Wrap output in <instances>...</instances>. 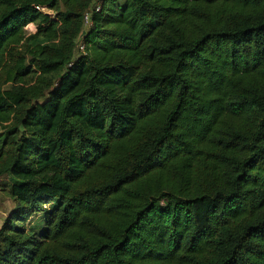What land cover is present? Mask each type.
<instances>
[{"label": "trees", "instance_id": "16d2710c", "mask_svg": "<svg viewBox=\"0 0 264 264\" xmlns=\"http://www.w3.org/2000/svg\"><path fill=\"white\" fill-rule=\"evenodd\" d=\"M95 1L0 0V264H264V0Z\"/></svg>", "mask_w": 264, "mask_h": 264}, {"label": "rangeland", "instance_id": "374dc122", "mask_svg": "<svg viewBox=\"0 0 264 264\" xmlns=\"http://www.w3.org/2000/svg\"><path fill=\"white\" fill-rule=\"evenodd\" d=\"M45 43V40L39 38L33 41ZM14 201L10 195V182L7 181V177L0 178V225L4 217L7 215L8 211L14 206ZM40 218L35 216L32 218L33 226H38Z\"/></svg>", "mask_w": 264, "mask_h": 264}, {"label": "built area", "instance_id": "2783aa9c", "mask_svg": "<svg viewBox=\"0 0 264 264\" xmlns=\"http://www.w3.org/2000/svg\"><path fill=\"white\" fill-rule=\"evenodd\" d=\"M99 1L96 0L91 6L90 8L84 13V16H83V29L86 30L88 28V26L90 25V15H91V12L92 11H97L99 9ZM35 8L41 12H44V13H48V14H52V10L49 9L48 7L46 6H43V5H35ZM27 34H30V33H33L36 31V25L34 23H27L25 26H24ZM83 50H84V46L82 44V42L79 40L78 43H77V50H76V54H81L83 53Z\"/></svg>", "mask_w": 264, "mask_h": 264}]
</instances>
